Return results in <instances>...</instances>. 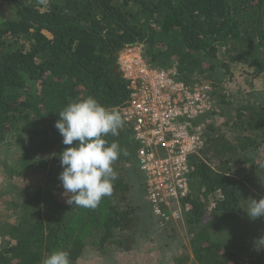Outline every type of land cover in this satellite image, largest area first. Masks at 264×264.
Segmentation results:
<instances>
[{
    "label": "trees",
    "instance_id": "16d2710c",
    "mask_svg": "<svg viewBox=\"0 0 264 264\" xmlns=\"http://www.w3.org/2000/svg\"><path fill=\"white\" fill-rule=\"evenodd\" d=\"M1 6L13 10V19L0 25V143L12 131L27 133L18 165H36L45 179L13 204L19 219L0 229L8 245L0 248V264H42L56 250L68 251L72 264H143L145 257V264H264V245L245 260L221 241L254 191L261 192L264 174L253 157L264 147L261 103L247 116L244 107L235 111L237 123L221 130L207 123L203 148L190 157L180 211L194 262L187 251L172 255L174 224L158 227L148 219L150 205L140 202L141 187L124 169L136 171L139 148L124 124L106 137L122 149L110 196L92 209L53 194H64L59 154L71 147L55 128L58 114L88 96L119 111L129 98L117 63L123 49L140 47L150 66L186 85L232 65L264 76V0H0ZM33 150L45 159L33 161Z\"/></svg>",
    "mask_w": 264,
    "mask_h": 264
},
{
    "label": "built area",
    "instance_id": "2783aa9c",
    "mask_svg": "<svg viewBox=\"0 0 264 264\" xmlns=\"http://www.w3.org/2000/svg\"><path fill=\"white\" fill-rule=\"evenodd\" d=\"M117 63L129 90L119 111L138 143L136 158L152 214L177 220L180 200L189 193V159L204 144L203 127L192 121L211 110V87L186 85L172 71L153 68L138 46L123 49ZM170 204L176 209L165 216Z\"/></svg>",
    "mask_w": 264,
    "mask_h": 264
},
{
    "label": "rangeland",
    "instance_id": "374dc122",
    "mask_svg": "<svg viewBox=\"0 0 264 264\" xmlns=\"http://www.w3.org/2000/svg\"><path fill=\"white\" fill-rule=\"evenodd\" d=\"M42 9L44 10L45 7ZM11 19H13V10L9 9L7 6H1L0 25H4L6 21ZM21 43H23V40L19 39V44ZM196 79L199 84L209 85L211 87V96H213L209 113H204L192 121L203 127V133L208 124L216 130L223 129V125L228 121H234L233 123L236 124L237 120L234 118L235 111H241L240 109L242 107L246 108V110H242V112L244 116H247L257 105L260 103L264 104V76L252 78L251 70L245 66L232 65L229 71L218 69L211 75L207 74L198 78L196 77ZM28 147L29 136L27 133L24 135L23 130L10 132L5 137L4 141L0 143V229L5 223L11 225L18 223L19 212L17 209L13 210V204L19 205L21 198L25 197L22 190L24 188H34L44 184L45 175L39 172L40 170L36 165L31 166L28 164L29 166L26 165V167L18 165L21 154L24 152L25 148ZM33 151L35 152V156L32 157L34 159L33 161L41 162L45 159L43 154L35 150ZM134 155L136 159V151ZM253 157L254 164L260 166L259 171H261V174H264V147L258 153L254 154ZM260 162H262V165H259ZM135 165L136 171L133 170L134 165H127L124 169L131 171L129 177L132 179L133 184H135V189L141 187L142 194H139V198H142L144 201L140 202L149 205L145 190L144 176L139 170L137 161H135ZM118 168L120 169L121 167L118 166ZM121 176L128 179L123 173H121ZM257 183H259L258 187L261 192L254 191L256 197L253 199L258 201L264 198V176L259 179ZM53 194L57 195V197L59 196L58 201L60 203H67L69 196L61 194L57 189H55ZM216 198L219 197L216 196ZM250 203L251 200L250 202L248 201V205L244 208V214L237 215L227 226L226 230L224 229L225 231L223 234H221V241L224 245L229 244L231 250L245 260L253 257L264 245L258 243L264 238V217L255 220L249 218L246 211ZM175 209V205H168V207L163 209L164 215L169 216ZM148 219L156 223L158 227H163L166 224H174L178 229L179 238H177L178 240H172L173 243L169 241L172 243L171 247L175 249L173 250L175 253L172 255L187 251L190 257L189 263L194 262L189 244L190 236L187 230H184L183 227L181 228L183 221L182 212H180L179 219L173 220L172 218L160 219L155 217L151 211ZM6 241V238L0 235V248L8 247ZM145 260L146 257L144 258L143 264H145ZM155 263L162 264L164 262L161 260L160 262L155 261ZM83 264L86 263L83 262ZM95 264H101V262ZM168 264H171L170 260Z\"/></svg>",
    "mask_w": 264,
    "mask_h": 264
},
{
    "label": "clouds",
    "instance_id": "9594fccd",
    "mask_svg": "<svg viewBox=\"0 0 264 264\" xmlns=\"http://www.w3.org/2000/svg\"><path fill=\"white\" fill-rule=\"evenodd\" d=\"M55 128L63 137L62 143L71 147L60 154L62 172L58 179L69 196L70 205L96 208L102 198L110 196L117 173L113 164L122 153L115 141L106 137L118 135L123 119L115 108H106L94 97L69 103L61 112ZM74 142H76L74 144ZM255 220L264 217V198L251 199L246 211ZM259 244H264L262 238ZM42 264H72L66 250H56L43 259Z\"/></svg>",
    "mask_w": 264,
    "mask_h": 264
}]
</instances>
